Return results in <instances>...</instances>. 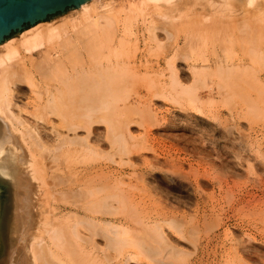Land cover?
Masks as SVG:
<instances>
[{"label": "bare ground", "instance_id": "6f19581e", "mask_svg": "<svg viewBox=\"0 0 264 264\" xmlns=\"http://www.w3.org/2000/svg\"><path fill=\"white\" fill-rule=\"evenodd\" d=\"M38 24L0 44V264L264 261L228 228L231 246L216 237L189 244L197 225L183 223L162 184L185 189L191 157L178 145L192 139L168 146L155 136L214 134L200 118L209 106L226 124L219 135L235 139L226 140L233 158L257 176L239 208L258 202L264 219V0H89ZM217 104L228 106V123ZM180 174L181 182L168 177ZM194 179L201 197L209 185ZM200 197L195 217L207 225L213 206ZM12 209L18 241L4 261Z\"/></svg>", "mask_w": 264, "mask_h": 264}, {"label": "rangeland", "instance_id": "374dc122", "mask_svg": "<svg viewBox=\"0 0 264 264\" xmlns=\"http://www.w3.org/2000/svg\"><path fill=\"white\" fill-rule=\"evenodd\" d=\"M75 10H78V9H75ZM75 10L66 12V13L62 14L61 16H59L55 19L46 21L45 23L46 24H54V23L58 22L60 19L64 18V16L71 14ZM45 23H40V24H45ZM34 27H31L29 29L24 30L18 36L13 37L12 39L20 38L22 33H24L25 31H28ZM154 51H155L154 52L155 55H156V53L158 54L160 52V51L158 52L157 50H154ZM183 65L185 66V62L182 61V68H184ZM157 106L160 107V109L162 111L163 110L166 111L167 109H170L172 112L178 111L176 108H172L169 105H164V106L157 105ZM216 106H217V108H213V110L220 109L219 116L223 120L222 122L228 123V106H226V104H217ZM205 107H206V109H205ZM208 107L209 106L203 107V109L206 111V112H204V113H206L205 116L201 117L199 114H196L195 112H191V113H193L194 115L200 116V118L207 120L210 123L212 122L211 124H214V126L216 127L215 128L216 132L214 134H216L217 136L212 134L213 132H210V135H208V136L204 135L203 137L200 138V137L196 136L198 134L197 130L199 127H197L195 130H192L193 134H191L192 131L191 130L189 131L188 128L185 130L174 129L175 131H172L173 130L172 129L171 130L172 132H166V131H164V127H162L163 128L162 130L164 132H161V134H159V135H157V134L155 135L157 138L165 141L168 146H170L171 144L173 146H176L178 144V140L180 142V139H183V137L186 140V142H187V139L189 141V140H191V139L193 140L195 138L194 139L195 142H193L194 140L193 141L191 140L192 143L189 144L188 146L183 141H181L180 144L178 145L180 147L181 152H182V156L186 155L188 158L191 157L189 159V161L184 162V164H183L184 168L182 169V173L185 176H188L189 178H187L186 181H185V179L183 181L182 178H179V177H181V174L180 175H174L173 177L168 175V177L173 178L175 181H180V182L183 181L185 189L184 190H177L178 188L174 184H162V186L165 189V191L169 193V195H170L169 199H170L171 204H173V205L175 204L174 206L180 207L181 214L182 213L187 214L188 219H186V221H183V223L188 221V222H190V224H192V222H193L194 225H197V230H195L196 232L191 230V228H188V230L192 231L191 234L188 236V239L191 242L189 244L193 245V248H194V245L199 246V245L204 244L209 237H213V238L216 237V240L219 243L226 241L228 246H231V243L229 241L230 237L226 238V236H225V230L228 228V232H229L228 235L229 236L231 235V240H232V237L235 240H238L240 238L238 241L242 240L245 242L244 243L245 246L252 247L251 251H254L255 253H257L259 251L264 252V223H263L264 219H263V215L261 214V209H260L259 203L258 202L253 203V205H251L248 208V210H247V208L245 209L243 207L239 208L240 205L238 203L239 197H241L243 194H245L247 192H249L250 194L255 193L254 191H256V188L258 187V181L256 180L257 176L256 175L252 176V175L247 173V166L250 163L246 162V166H245L243 164V163H245L244 161H240L238 158H235V157L233 158L234 150H233V148H232V150H230L231 149L230 147H232V145L229 147V143L232 144L233 140L235 142V139L233 137L231 139V136H230V141H232V142H230L229 136H227L228 138H226V137L222 138V136L219 135L222 132L225 133L226 130L223 127L226 124L222 125L221 123L218 122V120L213 119L212 116L214 117V112L211 113V109H208ZM182 122H184V121H182ZM198 123H200V122H198ZM158 126H153V124L149 123L148 121H147V123H145V127L147 129L152 128V130H155V129L159 128ZM227 127H228V124H227ZM194 133H195V135H194ZM207 133H209V132H207ZM211 134H212V136L213 135L214 136L212 137ZM227 134H228V132H226V135ZM165 135H168V138ZM174 136H175V138H174ZM215 136H216V138H215ZM160 137H163V139ZM204 138H206V139H204ZM239 139L240 138H238V140ZM202 141H203V143H201ZM212 144H213V146H211ZM235 144L238 145L241 143L237 142ZM192 145H194V146H192ZM203 145L205 148L203 147ZM147 146L148 145H146V146L144 145L141 148V150L149 152L148 148H145ZM202 148H204L206 150L205 154H202V153L199 154V151L203 152ZM186 151H188V153ZM146 152H144V153H146ZM149 153H146V154H148V156L152 157V153L151 152H149ZM192 154H194V155L192 156ZM236 161H238L239 163ZM240 165H242V166H240ZM228 169H230V170L228 171ZM234 171L236 173H234ZM199 175H201V176H199ZM196 176L199 177V179L202 183L206 182L209 185L206 188H204L205 194L202 193L203 196H201V197L196 190V186L191 184V182H193L195 180L194 178H196ZM198 196L200 198L203 197L202 200L204 202L210 201L212 206H213L212 209L211 208L208 209L210 211L207 212L206 217H205V220H206L205 222L209 223L207 225H203L202 223L199 224L198 223L199 218L195 217L196 216V207H197L195 203H198V199H199ZM189 198H192V200H193L192 203L194 202V207L196 206L195 208L193 206H191L190 202L186 203L189 201ZM6 200H8V199H6ZM181 201L184 203V205L182 204ZM6 205H8L7 202H6ZM214 206H215V210H214ZM190 208L191 209L194 208V209L191 210ZM182 209H184V211ZM237 209L238 210L242 209V211L240 210L241 213ZM212 210H214V211L211 212ZM13 211L14 210L12 209V211L10 213L11 219H10V225H9V229H8L11 232L10 236L12 235L13 237L11 236L12 239L10 240V243L8 245L10 248L7 252V255L3 259L4 261L8 259L10 250H12V251L15 250V247H16L17 241H18L17 240L18 235L16 233L17 232L16 229L13 232L14 221H15V216H14L15 211L14 212ZM234 214H236V215H234ZM228 216L234 217L232 222H230L229 224H228ZM222 218H225L224 221L227 223L225 226H220V219H222ZM194 220H195V222H194ZM198 224L200 225L199 227H198ZM218 225H219V227H218ZM4 229H5V225L3 226V230ZM171 231H172V229H171ZM3 233L5 235V230ZM247 235H252V236H250L251 240H252L250 243L248 242V239H247L248 236ZM255 238H256V240H255ZM192 243H194V244H192ZM191 249H192V247L190 248V250ZM231 255H233V254L225 255L226 257H224L223 263H221V264H233V263L235 264V262H232L233 260H235V258L231 257ZM217 260L220 261L221 257L219 256ZM143 263H145V262H143ZM257 263L258 264H264V261H261V262L258 261ZM253 264H255V263H253Z\"/></svg>", "mask_w": 264, "mask_h": 264}, {"label": "water", "instance_id": "95a60500", "mask_svg": "<svg viewBox=\"0 0 264 264\" xmlns=\"http://www.w3.org/2000/svg\"><path fill=\"white\" fill-rule=\"evenodd\" d=\"M87 1L89 0H0V44L35 24L78 9Z\"/></svg>", "mask_w": 264, "mask_h": 264}]
</instances>
